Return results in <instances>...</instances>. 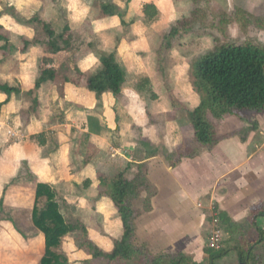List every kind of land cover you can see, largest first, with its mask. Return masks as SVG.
I'll return each instance as SVG.
<instances>
[{
  "label": "crops",
  "instance_id": "obj_1",
  "mask_svg": "<svg viewBox=\"0 0 264 264\" xmlns=\"http://www.w3.org/2000/svg\"><path fill=\"white\" fill-rule=\"evenodd\" d=\"M5 1L27 20L39 22L21 24L4 13L5 8L0 13V35L8 40L7 45L0 41V85L20 90L11 96L0 91V200L7 184L25 176L24 166L34 181L35 202L38 184L50 186L58 196L62 186L77 189L80 181H90L81 198H108L118 217L119 241L123 222L113 200L101 195L100 177L144 178L147 187L135 201L141 210L135 220L136 239L152 256L184 254L198 264H211L205 245L213 206L226 217L224 221L220 216L221 227L247 224L255 229L264 208V142L259 145L257 139L258 134L264 139V111L253 112L257 118L252 120L243 113V119L210 117L218 143L208 148L197 140L193 113L202 99L192 88L175 89L189 84L185 76L165 80L159 75L176 67L170 61V67L160 64L155 45L163 33L159 27L169 21L163 6L168 1L113 0L123 18H95L92 5L98 0ZM234 3L250 14L264 15V0ZM145 5H155L159 16L147 21ZM123 22L132 25L129 36ZM43 24L64 51L54 52ZM140 24L145 29L138 28ZM61 36L69 39L68 47ZM97 53L114 54L126 72L117 97L105 93L98 99L88 88V78L102 69ZM45 70L54 72V79L36 89ZM172 99L184 108H173ZM244 129L250 130L242 139L239 132ZM257 224L264 227V219L257 218ZM107 230L110 233L111 226ZM114 246L115 241L107 252ZM262 247L257 248L255 264H264ZM226 249L227 257L215 264H240L236 247Z\"/></svg>",
  "mask_w": 264,
  "mask_h": 264
},
{
  "label": "rangeland",
  "instance_id": "obj_2",
  "mask_svg": "<svg viewBox=\"0 0 264 264\" xmlns=\"http://www.w3.org/2000/svg\"><path fill=\"white\" fill-rule=\"evenodd\" d=\"M167 1L169 3H165L163 6H165V13L169 21H163L161 27H159L163 33L158 37L155 45L159 46L160 49V64L166 63L168 65V61H170L171 67L176 66L172 69H163L159 74L160 78L166 80L168 76H185L189 83L186 84V87L175 85V89L180 88L181 91H185L188 88L191 91L190 88H192L200 98L202 97L195 86V79L191 68L194 60L202 54L214 51L218 47L226 44L255 43L264 46V15L259 16L256 13L255 15L252 14L253 17H246V15L239 13L240 8L237 7L234 0H200V4H198L199 0L197 4H195V0ZM2 2L0 5V13H3L1 10L5 8L4 13L14 15L19 23L36 24L35 19L34 21H29L26 17H23L19 11H16L17 8L15 6L9 8L5 0ZM111 3H113V0H98V3H94L92 5L94 7V17H105L103 14L104 5ZM58 7L62 8L63 6L60 5ZM30 8L27 7L26 9ZM196 9L201 11L197 16H194ZM136 24H133V26H136ZM123 25L127 29L126 35L129 36L132 25H128L125 22H123ZM145 27L146 25L142 26V24L138 26L140 29H145ZM174 29L178 30V33L175 37L168 38V35ZM72 37H69L70 40L73 39ZM1 44L4 45L6 43L1 42ZM170 51L173 52L171 53ZM107 56L109 55L106 53H97L96 55L101 65L102 57ZM177 61L181 62L177 64ZM168 66L170 67V65ZM164 83V88H167L166 81ZM145 86L146 88L149 87L148 84H145L144 88ZM168 90L171 89L168 87ZM151 95L152 93L149 97ZM171 103L173 108L177 110L184 108V105L176 99H172ZM183 114L186 118V114ZM243 114H247L249 120L257 118V115L253 112L248 113L245 111ZM214 123L217 124L215 121ZM249 130L244 129L240 131V137L246 136ZM257 139L259 145L264 142L261 134H258ZM22 173L25 176H19L15 182L7 184L2 194L4 203L3 208L0 210V264H41V260L46 251L45 237L33 223L35 187L33 188L31 182L34 181L31 180V175L25 166L22 169ZM86 184L80 181V185L76 186L77 189L74 187L65 188V186L58 189L62 192L57 197L61 211L66 221L70 225L75 226L76 230L63 239L60 248L56 252L66 258L69 264H147L146 259L143 257L131 261L112 263L103 257L94 258L92 255L94 250L88 248L85 243L89 240L103 254H108L107 251L112 246V243L119 239L118 233L120 229L118 225L116 226V219L118 217H115L114 205L109 203V206L107 197H96L89 199V202H86L87 198H85L86 201L81 198L92 182L87 181ZM72 190L75 191V195L70 194ZM45 200L42 199L40 202L39 207L41 209L45 205ZM213 209L215 212H219L214 206ZM246 225L244 224L242 228H232L230 224L221 227L225 233L224 247L226 251V248L239 246L243 241L246 242L247 239L254 240L258 237L257 230L248 228ZM108 226H111L110 233L107 230ZM241 235H243V239ZM208 236L209 233L207 231L205 250L208 253L210 251L214 252V250L208 247ZM97 241L99 242L98 244ZM134 245L139 249L143 248V245L136 238ZM260 249L262 251L260 254L263 255L264 248L262 247ZM222 259H219V261Z\"/></svg>",
  "mask_w": 264,
  "mask_h": 264
},
{
  "label": "trees",
  "instance_id": "obj_3",
  "mask_svg": "<svg viewBox=\"0 0 264 264\" xmlns=\"http://www.w3.org/2000/svg\"><path fill=\"white\" fill-rule=\"evenodd\" d=\"M195 4L198 0H195ZM200 4V0L199 3ZM201 10L196 9L194 16ZM159 10L155 5H145L144 15L147 21H152L159 16ZM240 14L246 17L252 14L241 10ZM105 16H120L117 6L106 4L103 8ZM35 21H38L36 19ZM44 29L53 40L56 34L43 24ZM68 31V29L66 30ZM178 30H173L168 38L175 37ZM61 40L65 36L60 37ZM0 41L8 43L7 39L0 35ZM64 41V46L70 45L69 39ZM67 43V44H66ZM54 52L64 51L57 45L56 39L50 42ZM192 74L195 79V86L201 94V104L194 111V128L197 140L205 147L212 148L218 143L216 129L210 120L222 119L226 116H238L243 119L242 113L245 111H264V46L247 44H226L218 47L214 51L198 56L192 64ZM54 79V72L44 71L41 79L36 84V89L48 79ZM126 81V72L117 63L115 55L102 57V69L97 75L88 78V88L96 93L98 99L105 93H112L119 96L122 92L123 84ZM0 91L8 96L18 93L20 90L11 88L6 84L0 85ZM102 189L101 195L106 194L115 203L124 226L123 238L115 242L111 253L103 254L91 241L85 244L94 250V258H106L111 263L118 261H131L143 257L147 264H198L192 258L184 254H164L152 256L150 252L134 245L136 238L135 220L139 211L135 207L141 189L147 187L144 178L130 181L121 174L112 179L100 177ZM57 193L46 184H38L35 207L33 211L34 226L40 230L45 237L46 251L41 260V264H69V261L59 255L56 250L60 248L63 239L73 233L76 227L70 225L57 201ZM45 200V205L41 209L40 202ZM4 198L0 200V210L3 208ZM222 215V214H221ZM220 215V216H221ZM222 220H226L222 215ZM257 218L264 219V208L258 213ZM255 222V230L258 237L253 242H246L236 246L240 264H255L258 260L257 248L264 246V227ZM234 228L235 226H230ZM92 252V251H91ZM227 254L225 248L219 251H210V263L215 264Z\"/></svg>",
  "mask_w": 264,
  "mask_h": 264
},
{
  "label": "built area",
  "instance_id": "obj_4",
  "mask_svg": "<svg viewBox=\"0 0 264 264\" xmlns=\"http://www.w3.org/2000/svg\"><path fill=\"white\" fill-rule=\"evenodd\" d=\"M208 247L214 251H219L224 247V233L221 229L220 216L218 212H213L212 215V229L208 240Z\"/></svg>",
  "mask_w": 264,
  "mask_h": 264
}]
</instances>
